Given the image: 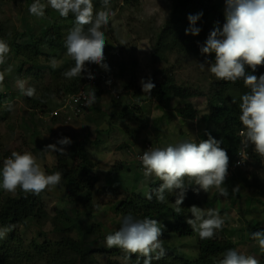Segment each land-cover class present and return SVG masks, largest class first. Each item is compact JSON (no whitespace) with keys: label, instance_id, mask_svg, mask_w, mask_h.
I'll return each mask as SVG.
<instances>
[{"label":"rangeland","instance_id":"1","mask_svg":"<svg viewBox=\"0 0 264 264\" xmlns=\"http://www.w3.org/2000/svg\"><path fill=\"white\" fill-rule=\"evenodd\" d=\"M33 2L34 0H30V3L28 0H0V23L12 33L10 41L23 31L25 20L33 19L38 22L40 19H48L49 16L55 18L59 15L50 6H46L42 18L30 15L28 4L31 5ZM41 3L47 5V0H41ZM110 4L115 15L110 19L108 27L102 29L106 35L105 63L110 70H104L98 65L88 68L96 76L95 80L88 79L86 74V88L90 90L99 86V91L103 94L100 99L95 98L89 110L74 121L67 123L63 118L54 120L51 115L58 110L56 108L58 102H64L67 98L60 101L53 100L52 110L46 114L38 112L33 116L26 108L27 96L23 95L16 86L17 79L25 80V87L32 86V77L26 76L24 72L30 64L24 66L19 56L10 50L6 63L0 65V72L4 73V80L0 83V93L10 96L8 102L0 109V169L4 159L11 156L13 151L21 154L25 151L31 152L46 174L57 171L62 173L58 186L40 193L48 214L54 217L56 209H66L70 216L78 218V229L84 232L89 226L100 224L85 238H83L84 232L79 230L70 232L75 241L82 242L81 250L87 252L83 261L71 250L66 253L61 251L59 244L62 234L50 233L53 227L48 223L42 228V232L49 234V240L45 244V256L37 257L31 253L16 257L14 254L12 259L17 261L16 263L12 261L13 264H133L131 262L133 255L125 260L126 254L122 250L113 252L112 248L106 246V236L118 230L122 223L121 216L116 215L113 209L116 196L107 188L111 185H114L113 188L120 186L121 190L132 189L146 197L145 193L149 192L148 184L159 180L154 176L145 178L143 169L137 162V154L142 151L145 144L154 143L159 148H164L181 142H199L201 133L207 127L203 118L208 114L210 105L208 95L213 94L210 87L215 76L208 71L207 65L205 70L201 71L202 60L179 52L173 35L165 32L172 8L171 0H137V2L110 0ZM224 10L225 7L222 8L223 15ZM66 29L62 39L64 45L65 35L69 32ZM122 40L126 45H121ZM19 41L23 43L22 40ZM63 48L65 51V46ZM62 57L57 62V67L62 66L65 60L72 59L67 52ZM44 64L40 63L42 66ZM9 65L12 71L6 72L5 69ZM47 65L50 66V63ZM161 73L164 76L168 74L173 76L177 84L199 88L206 96L185 101L172 97L168 109L165 111L160 109L155 100L148 99L149 93L142 91L140 81L142 78L145 80L151 78L152 82L160 81L163 76ZM107 81L111 83H106ZM129 88L131 90H128ZM184 103L192 106V110L196 112V121L183 118L177 111ZM9 104L12 105L11 110L8 108ZM116 104L118 110L115 109ZM124 106L130 109L142 108L141 116L145 118L146 123L148 122L146 130L139 136L134 134L138 136L137 140H131L124 133L126 128L138 129L140 125L138 121L127 115L128 111L123 112ZM120 112L124 115H120ZM63 137L70 138L72 143L66 146L57 144V141ZM81 141L85 143L87 154L95 164L94 176L100 179L92 192L90 207L85 205L88 194L85 189L76 199L67 197L64 186L68 179L57 167L59 161L57 162L56 154L58 156L61 154L51 151L40 152L48 144H57L58 148L66 149V154L61 156L67 157V162L73 164L69 156L70 146ZM126 143L129 147L123 148ZM225 182L229 192L227 197L221 196L215 188H211L208 193L201 190L200 203L197 207L205 210L215 209L224 218L222 229L217 230L215 234L219 240L231 239L236 244L235 250L238 253L252 255L261 261L263 253L258 243L248 242L245 232L247 223L251 220L261 222L264 226V197L256 194L257 186L264 183L263 169L256 167L251 159V162L233 173ZM236 186L238 190L233 193L232 189ZM18 190L19 188L14 193H10L0 189V196L3 198L8 195L15 196ZM120 196L123 195H119L120 199L124 197ZM175 199L176 195L170 193L169 205L172 208L176 206ZM185 206L182 203V211L176 215V221L186 222L187 219L193 218ZM89 214L93 215L89 216ZM165 225L160 222L161 227ZM38 232L39 228L32 225L28 230L21 229L19 233L25 243H28L38 238ZM193 232V236L185 238L163 233L161 241L164 249L171 246L192 262L197 261L199 235ZM7 236L8 234L3 238ZM13 245L15 243H12V247Z\"/></svg>","mask_w":264,"mask_h":264},{"label":"trees","instance_id":"2","mask_svg":"<svg viewBox=\"0 0 264 264\" xmlns=\"http://www.w3.org/2000/svg\"><path fill=\"white\" fill-rule=\"evenodd\" d=\"M130 1V0H125ZM137 2V0H133ZM30 3V0H28ZM94 9L101 8V0H93ZM128 3V2H126ZM172 8L170 18L166 23L165 32L172 34L174 42L177 44L178 51L187 55L196 57L204 61L205 56L201 55L197 42L201 44L207 39L209 32L214 27V22L219 21L222 28L225 23V17L222 12V8L225 7V0H171ZM30 6V4H28ZM203 13L201 18L196 22V27L200 28L199 35L193 36L191 34L185 35V29L190 27L188 20L189 15H196ZM74 27L73 15L67 18L56 15L55 18L49 16L48 19H40L38 22L33 19L24 21L23 31L19 32L18 37H15L10 41L12 33L6 30L0 23V39H3L9 44L10 50L23 61L24 66L27 63L30 64L29 68L25 69V75L30 76L33 79L32 86L36 89V96L26 97V108L31 111L33 116L36 113H48L52 110L53 100H64L66 98L75 96L84 92L90 96L95 92L96 99H100L103 92L99 91V86L92 87L88 90L86 73L82 74L81 78L66 79L62 73L74 66L72 59L65 60L62 66L52 68L47 64L52 58L56 61H60L62 55L67 51H64L63 37L64 30L70 31ZM87 27V26H85ZM67 34L65 35V37ZM17 39V40H16ZM19 40H22L21 43ZM160 40L162 38L160 37ZM63 51V52H62ZM63 53V54H62ZM211 61H214V53L207 56ZM40 63H45L43 66ZM96 64H88L86 62V68L90 69ZM251 73V69H246ZM22 71V69H21ZM163 76L164 74L161 73ZM259 77L264 74V66L258 67L255 73H252ZM162 80L153 82L155 88L149 93L148 99L155 100L158 103V107L164 111L168 109L171 102V98L175 97L180 100L194 99L201 96H206L199 88L180 85L174 80V77L170 74L163 77ZM211 91L213 94H209V107L208 114L203 118L206 124L205 130L200 135V141L206 140L208 134L217 140H221V147L227 151L228 156L234 160L238 157L239 152L244 148L240 143V133L243 130V125L239 120L241 97L249 91L244 86L243 80H238L236 83L226 82L223 80L214 79L211 82ZM98 89V90H97ZM97 90V91H96ZM128 90H131L129 88ZM54 94V96L52 95ZM40 97L46 100V103H41ZM10 96L0 93V109L8 102ZM63 103V102H61ZM61 103L58 102L56 108L61 107ZM214 103V105H212ZM118 110V105H115ZM90 106L84 111L89 110ZM125 111H128L127 115L134 118L139 122V128L129 130L126 128L124 133L131 140H137L142 131L146 130L148 122H145V118L141 116L142 108L134 109L123 107ZM192 106L189 103H184L183 106L177 111L180 115L188 120L196 121V112L192 110ZM83 113V114H84ZM120 115L122 112H120ZM54 120L58 118L53 117ZM4 119V118H3ZM141 128V129H140ZM140 129V130H139ZM138 134V136L134 135ZM99 142V141H98ZM97 142V143H98ZM154 144V143H153ZM156 145V144H155ZM129 145L124 144L123 148H128ZM122 149V148H121ZM252 159V163L256 167H261L264 174V162L261 161V157L253 151V146L249 145L244 148ZM70 160L74 162L71 164L67 162V157L58 156L56 154L57 167L65 173L67 184L64 189L67 197L76 199L81 195L83 190L88 191L85 205L90 207L92 201V192L99 184L100 179L94 176L95 164L87 154L85 143L83 141L77 142L70 146L69 152ZM10 157V156H9ZM142 169L143 167L140 166ZM75 173V175H74ZM263 181V178L261 179ZM161 181H152L148 184L149 192L156 189ZM188 178H185V185H189ZM225 185L227 183L225 182ZM251 185H253L251 183ZM112 186V187H111ZM107 190H111V193L116 196V202L113 203V209L116 215L121 216V220L127 215H131L135 219H157L159 222L165 223L163 233L174 234L181 238L191 237L194 232L189 228L188 224L183 221H176V213L174 208L169 205L170 193H165L166 203H158L155 195L153 199L149 201L146 197L136 193L132 189L122 188L120 186L111 185ZM196 185H189L185 194L183 202L186 206L185 209H189L191 206H198L200 203L199 193L193 191ZM258 187L256 194L264 197V183ZM112 188V189H111ZM119 189L121 192H119ZM178 191V190H177ZM119 195H123L122 199L118 198ZM215 201V198L213 199ZM262 204V202H259ZM93 214H89L91 216ZM48 223L52 224V234H62L60 248L63 253L72 251L75 255H78L80 260H84L87 252L81 250V241H75L70 232L78 229V218L69 215L66 209H56L55 216L51 217L46 211L41 194L34 195L25 193L22 190H18L15 196L8 195L6 197L0 196V230L5 227L14 225L13 230L7 237L0 239V264H13L17 259H12L14 254L16 257H22L24 254L30 255L31 253L37 257L45 256V244L47 243L49 234L42 232V228ZM92 224V223H91ZM32 225L39 228L38 238L25 243L22 235L19 233L21 229L28 230ZM100 224H93L87 228V231L83 233V238L91 232H94L95 227H99ZM264 230L263 223L251 220L247 223L246 236L247 241L250 243H258L251 238L252 233ZM12 243H15L12 247ZM198 251L199 258L197 261H191L188 258L182 256L177 252L176 248L167 246L165 248V255L160 259H153L152 264H217V261L223 258L224 254L228 250H235L236 244L231 240L221 239L217 236L212 239L201 240L198 236ZM25 250V252H23ZM120 249L114 247L112 251H119ZM155 255V254H154ZM138 259L137 255L131 257V262L136 264ZM140 264H143V257H139ZM260 264H264V253L261 256Z\"/></svg>","mask_w":264,"mask_h":264},{"label":"clouds","instance_id":"3","mask_svg":"<svg viewBox=\"0 0 264 264\" xmlns=\"http://www.w3.org/2000/svg\"><path fill=\"white\" fill-rule=\"evenodd\" d=\"M46 6H50L61 17L67 18L69 14L74 17V27L68 32L64 45L67 55L74 61V66L62 75L71 80L81 78L86 73L88 79H94V75L86 68V62L110 70L105 63L106 35L102 30L108 27L110 19L115 15L110 0H101V10L98 11L94 9L93 0H47V5L41 3V0H34L28 8L29 14L42 18ZM202 15L203 13H198L188 16L190 27L185 29V35H199L201 29L195 25ZM224 15L225 23L222 28L219 21L214 22L207 39L202 44L197 42L201 55L205 56L200 63V69L204 71L207 65L208 71L218 80L231 83L243 80L249 91L242 95L239 105V120L243 125L240 143L244 148L252 145L253 151L264 162V74L259 77L252 74L258 67L264 66V0H225ZM121 45H126V42L122 40ZM9 52V44L0 39V65L6 63ZM213 53L215 58L211 61L207 56ZM49 63L52 68H56L55 58ZM249 68L251 73L246 70ZM5 71L11 72V65ZM3 80L4 73L0 72V83ZM106 83L110 84L111 81ZM140 84L144 93H151L155 88L151 78H142ZM16 86L23 95L36 96L35 88L25 87V80L17 79ZM36 98L41 103L47 102L38 96ZM95 98V92L91 93L86 98L87 105L91 106ZM11 107L9 104V110ZM71 143L68 137L57 141L62 146ZM221 143V140L208 134L206 140L199 142H181L144 151L139 157L144 177L154 176L161 181L156 189L145 193L146 198L151 201L155 195L158 203H166L165 193H174V211L179 215L189 185L198 186L193 188L197 193L201 190L208 193L211 188H215L221 196L227 197L229 192L225 181L228 177L229 156ZM57 144H48L40 152L51 151L65 155L66 149L58 148ZM239 155L242 161L248 159L241 152ZM0 177V189L6 192L14 193L19 188L25 193L39 195L46 189L58 186L62 173L57 171L46 174L31 152L25 151L21 154L13 151L10 157L4 159ZM185 178L190 182L188 186L185 185ZM237 190L238 186L232 189L233 193ZM189 212L193 218L187 219L186 223L198 233L201 240L212 239L224 225V218L215 209L205 210L193 205ZM14 227L12 225L0 230V238L6 236ZM162 235L163 228L157 219H135L127 215L119 229L106 236V246L109 249L116 247L122 250L126 254L125 260L137 255L136 264H140L139 257H143V264H152L154 258L160 259L165 255ZM251 238L258 242L260 251L264 253V230L252 233ZM217 264H260V261L252 255L230 249Z\"/></svg>","mask_w":264,"mask_h":264},{"label":"built area","instance_id":"4","mask_svg":"<svg viewBox=\"0 0 264 264\" xmlns=\"http://www.w3.org/2000/svg\"><path fill=\"white\" fill-rule=\"evenodd\" d=\"M94 77L95 78L91 79V80H95L96 76H94ZM100 77L101 76H98V78H100ZM87 97H88V95L84 92V90H82V92H80L79 94L67 98L62 103V106L57 111L52 113L51 115L53 117L63 118L67 123H70V122L74 121L75 119L79 118L84 113V111L89 107L87 105V101H86ZM150 148H159V147L157 145L149 143V142L146 143L144 148L142 149V151L139 154H137V162L140 165H141V163H140L139 157L143 154L144 151H146V150H148ZM242 150H243V152H241V153L245 154L248 159L242 161V158H241L240 155H238V157H236L234 160H232L229 157L228 177H227V179L230 176H232L233 173H235L237 170H239L240 168L245 167L246 164L249 161L251 162V158H250L249 153L247 151H245L244 149H242Z\"/></svg>","mask_w":264,"mask_h":264}]
</instances>
